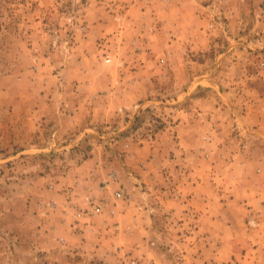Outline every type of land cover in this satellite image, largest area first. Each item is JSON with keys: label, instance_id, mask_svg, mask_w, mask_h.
<instances>
[{"label": "rangeland", "instance_id": "rangeland-1", "mask_svg": "<svg viewBox=\"0 0 264 264\" xmlns=\"http://www.w3.org/2000/svg\"><path fill=\"white\" fill-rule=\"evenodd\" d=\"M262 157L264 0H0V264H264Z\"/></svg>", "mask_w": 264, "mask_h": 264}, {"label": "crops", "instance_id": "crops-1", "mask_svg": "<svg viewBox=\"0 0 264 264\" xmlns=\"http://www.w3.org/2000/svg\"><path fill=\"white\" fill-rule=\"evenodd\" d=\"M196 123H199V121L198 120L195 121V119H194V121H192V125H191V122L190 121L187 122L185 120H182V121H180V123L177 124L178 130H179V133H180V136L182 138V144H183V146H185L187 144V142L185 140L188 139V138L190 139L191 137H192V142L193 143H200V140H201V138L199 137V134H200L199 133V128L200 127L198 128V126L196 125ZM197 135H198V137H197ZM186 146H188V145H186ZM262 158H263L262 164L257 163V168H256V171L258 170L257 171V177H259L257 179V182H258L259 188H261V189H259L257 193H255V192L253 193L252 191H251L252 193H248V195H249V202L256 204L257 209L262 211L260 213V218H261L260 229L257 230V234H256L257 236H260V237H263L264 236V180H263L264 179V157H262ZM110 185H111V183H110ZM117 185L118 184L115 183L114 184V187L116 188ZM94 187H95V185H92V186L89 185L88 186L89 189H92ZM95 191H97V188L96 187H95ZM126 215L123 214L121 216L123 218V217H126ZM208 215L209 216H212L211 212H209ZM225 249H226V247H225ZM219 252H221V248H220ZM215 258H218V256L216 255ZM223 259L225 260L227 258L224 257Z\"/></svg>", "mask_w": 264, "mask_h": 264}, {"label": "built area", "instance_id": "built-area-1", "mask_svg": "<svg viewBox=\"0 0 264 264\" xmlns=\"http://www.w3.org/2000/svg\"><path fill=\"white\" fill-rule=\"evenodd\" d=\"M107 62L111 61V58L110 57H107L106 59ZM115 195L117 198L119 199H130L131 198V194L128 190L126 189H119L115 192ZM93 210L95 212H102V207L100 206V204H96L94 207H93ZM79 215H81V213H79Z\"/></svg>", "mask_w": 264, "mask_h": 264}]
</instances>
